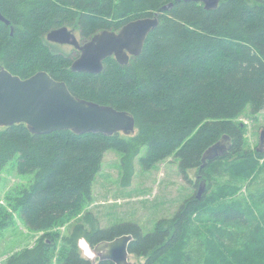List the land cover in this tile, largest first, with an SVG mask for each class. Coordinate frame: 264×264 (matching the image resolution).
Instances as JSON below:
<instances>
[{
  "label": "trees",
  "instance_id": "16d2710c",
  "mask_svg": "<svg viewBox=\"0 0 264 264\" xmlns=\"http://www.w3.org/2000/svg\"><path fill=\"white\" fill-rule=\"evenodd\" d=\"M0 11L11 22L0 21V69L22 78L47 71L74 95L136 120L128 138L72 130L34 134L25 123L0 127V173L13 162L19 174L32 177L7 201L29 228L44 232L5 264H53L54 258L93 264L80 258L77 240L85 237L94 247L123 234L133 236L129 251L146 257L143 264L264 263V144L260 133L255 149L246 148V127L236 121L248 106L253 115L264 110V0H221L212 10L183 0H0ZM156 12L159 25L143 52L126 65L108 57L99 74L73 72L74 58L47 40L51 30L77 26L87 41ZM225 134L230 150L201 168L204 152ZM112 149L122 154L124 186L131 185L144 150L145 168L174 156L184 176L199 168V178L215 181L216 190L208 192V180L200 198L198 191L187 197L148 231L136 221L102 226L93 210L82 209L92 202ZM5 213L1 208L0 226ZM79 215L55 252L60 236L50 229Z\"/></svg>",
  "mask_w": 264,
  "mask_h": 264
},
{
  "label": "water",
  "instance_id": "95a60500",
  "mask_svg": "<svg viewBox=\"0 0 264 264\" xmlns=\"http://www.w3.org/2000/svg\"><path fill=\"white\" fill-rule=\"evenodd\" d=\"M203 3L208 10L216 9L221 0H183ZM172 6L169 4L162 9ZM0 21L11 22L0 11ZM159 25V14L140 17L127 22L121 29L103 30L87 41L78 38L74 30L62 26L51 30L47 40L51 43L71 45L79 52L73 60V72L99 74L104 70V60L114 57L121 65L130 58L139 56L149 34ZM14 27H12L13 33ZM25 123L34 134H47L58 130H72L77 134L100 133L113 136L136 131L135 117L126 110L117 109L80 98L70 90L63 80L55 79L47 71H38L27 78L0 69V126ZM261 147L264 144V129L261 131ZM232 147V138L225 134L203 154L202 166L222 156ZM207 184L200 185L198 198ZM131 234H123L112 240H103L94 248L99 253L97 260H110L114 264H132L129 247ZM92 246V245H91Z\"/></svg>",
  "mask_w": 264,
  "mask_h": 264
},
{
  "label": "rangeland",
  "instance_id": "374dc122",
  "mask_svg": "<svg viewBox=\"0 0 264 264\" xmlns=\"http://www.w3.org/2000/svg\"><path fill=\"white\" fill-rule=\"evenodd\" d=\"M70 29L74 30L81 39L79 27L70 26ZM51 46L54 50L70 55L74 59L77 57L78 52L71 45L51 43ZM236 121L246 127L245 147L255 149L260 141V133L264 129V110L253 115L248 106ZM118 134L123 138L130 136L123 132ZM141 155H145L144 150L139 156ZM139 156L135 161V173L131 185L124 186L122 154L113 149L106 152L102 168L93 186L92 202L82 209L83 211L93 210L100 217L102 226H110L120 221H136L144 230H151L159 219L172 217L180 204L187 197L199 192V186L204 180L205 182L209 180L199 178V168L189 169L187 177L184 176L180 170V162L174 156L158 162L150 169L145 168ZM31 181V175L19 174L13 162L0 173V209L5 208V214H8L0 226V264H5L7 258L23 249L34 246L44 233L29 228L7 201L9 192H15L22 186H29ZM209 182L208 192L212 189L216 190L214 189L215 181L209 180ZM246 184L247 181L242 182V191L246 190ZM241 190L238 193H241ZM2 217L3 215L0 214V221ZM79 218L80 215L74 219L67 218L62 225L50 229L60 236L56 241L59 242V246L57 243L55 252L60 251L63 242L61 238L70 233L71 225ZM146 259V257L130 254L132 264H143ZM53 264L60 263L54 258Z\"/></svg>",
  "mask_w": 264,
  "mask_h": 264
},
{
  "label": "clouds",
  "instance_id": "9594fccd",
  "mask_svg": "<svg viewBox=\"0 0 264 264\" xmlns=\"http://www.w3.org/2000/svg\"><path fill=\"white\" fill-rule=\"evenodd\" d=\"M77 248L79 249L81 259L94 262L99 255L96 249L90 245L89 241L85 237H80L77 240Z\"/></svg>",
  "mask_w": 264,
  "mask_h": 264
},
{
  "label": "flooded vegetation",
  "instance_id": "af4514ba",
  "mask_svg": "<svg viewBox=\"0 0 264 264\" xmlns=\"http://www.w3.org/2000/svg\"><path fill=\"white\" fill-rule=\"evenodd\" d=\"M80 40H81V39H80ZM77 52H78V51H77ZM78 55H79V52H78L77 56H78ZM133 57H134V56H133ZM131 58H132V57H131ZM131 58H130V59H131Z\"/></svg>",
  "mask_w": 264,
  "mask_h": 264
}]
</instances>
